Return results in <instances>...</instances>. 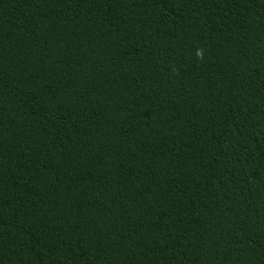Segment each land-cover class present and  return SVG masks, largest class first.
Instances as JSON below:
<instances>
[{"label": "trees", "instance_id": "obj_1", "mask_svg": "<svg viewBox=\"0 0 264 264\" xmlns=\"http://www.w3.org/2000/svg\"><path fill=\"white\" fill-rule=\"evenodd\" d=\"M0 264H264V0H0Z\"/></svg>", "mask_w": 264, "mask_h": 264}]
</instances>
